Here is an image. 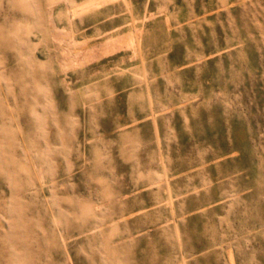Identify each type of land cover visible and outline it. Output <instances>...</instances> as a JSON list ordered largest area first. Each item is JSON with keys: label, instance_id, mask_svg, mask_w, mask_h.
Segmentation results:
<instances>
[{"label": "rangeland", "instance_id": "rangeland-1", "mask_svg": "<svg viewBox=\"0 0 264 264\" xmlns=\"http://www.w3.org/2000/svg\"><path fill=\"white\" fill-rule=\"evenodd\" d=\"M129 1L74 30L143 59L66 72L59 0H0V264H264V0Z\"/></svg>", "mask_w": 264, "mask_h": 264}, {"label": "bare ground", "instance_id": "bare-ground-1", "mask_svg": "<svg viewBox=\"0 0 264 264\" xmlns=\"http://www.w3.org/2000/svg\"><path fill=\"white\" fill-rule=\"evenodd\" d=\"M116 0H88L83 4H74L72 0H59L60 7L58 13L54 12V6L50 7L49 17L53 25V37L57 42L56 47L61 51V65L64 70L87 63L101 54H108L119 48H129L134 54L138 55L142 60L140 46L141 33L147 19L152 16H145V22L139 26L133 23L127 29L115 31L108 35L104 41L95 45L84 47L86 40H82L76 36L74 30V20L76 16L92 7L101 6L104 3ZM126 5L130 7V1L124 0ZM72 3V4H71ZM56 14V15H55ZM62 21L64 25L59 26L57 23ZM76 68V67H75Z\"/></svg>", "mask_w": 264, "mask_h": 264}]
</instances>
